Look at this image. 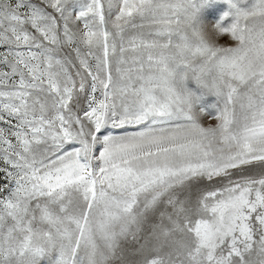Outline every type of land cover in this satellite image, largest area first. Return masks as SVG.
Returning <instances> with one entry per match:
<instances>
[{
  "label": "snow or ice",
  "instance_id": "6c2138e0",
  "mask_svg": "<svg viewBox=\"0 0 264 264\" xmlns=\"http://www.w3.org/2000/svg\"><path fill=\"white\" fill-rule=\"evenodd\" d=\"M0 264H264V0H0Z\"/></svg>",
  "mask_w": 264,
  "mask_h": 264
}]
</instances>
